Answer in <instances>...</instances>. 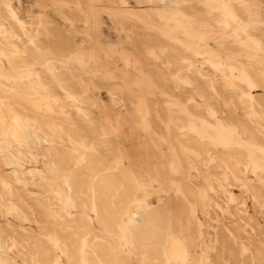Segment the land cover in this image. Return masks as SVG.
Instances as JSON below:
<instances>
[{
  "label": "rangeland",
  "instance_id": "1",
  "mask_svg": "<svg viewBox=\"0 0 264 264\" xmlns=\"http://www.w3.org/2000/svg\"><path fill=\"white\" fill-rule=\"evenodd\" d=\"M5 1L35 30L15 24L0 6V43L5 46L0 45L1 264H53L56 259L71 264L65 257L68 248L85 237L89 264H203V258L209 264H264V0ZM241 71L251 84L242 80ZM91 185L102 207L111 211L117 231H102L101 220L91 215ZM201 186L207 198L200 197ZM67 198L74 200L73 209L66 210ZM143 229H148L147 242L133 244ZM53 239L59 240L58 248ZM103 249L118 262L105 259Z\"/></svg>",
  "mask_w": 264,
  "mask_h": 264
},
{
  "label": "bare ground",
  "instance_id": "2",
  "mask_svg": "<svg viewBox=\"0 0 264 264\" xmlns=\"http://www.w3.org/2000/svg\"><path fill=\"white\" fill-rule=\"evenodd\" d=\"M262 2V1H261ZM4 6L6 9H7V12L9 13V15H10V17L12 18V20H13V22L15 23V24H17L18 26H20V27H27L28 29H30L31 31H34L35 29H34V23H32V22H30V23H27V22H23V21H21L18 17H17V15L15 14V12L11 9V7H10V4L8 3V2H6L5 0H0V6ZM20 27H19V29H20ZM36 28V27H35ZM14 29V28H13ZM25 29V28H24ZM23 29V30H24ZM27 30V29H26ZM39 30V29H38ZM21 31H22V29H21ZM1 32V31H0ZM36 32V31H35ZM38 32V31H37ZM34 33V32H33ZM44 33H45V31H44ZM43 33V34H44ZM38 34H40V33H38ZM4 35V34H3ZM52 35V34H51ZM45 36H47V34H45ZM45 36H43V37H45ZM23 37V36H22ZM25 38V37H24ZM48 38H50V37H47V39ZM3 39V38H2ZM46 39V38H45ZM7 40V39H6ZM53 40H55V39H53ZM46 41V40H45ZM51 41H52V39H51ZM41 44V43H40ZM56 44H58V43H56ZM0 45H1V43H0ZM41 45H43V44H41ZM48 45H50V43L48 44ZM2 46V45H1ZM30 46V45H29ZM188 46V45H187ZM2 47H5V46H2ZM17 47V46H16ZM40 46H38V48H39ZM189 47V46H188ZM50 48V47H49ZM5 49V48H4ZM9 49V48H8ZM14 49V48H13ZM16 49V48H15ZM14 49V50H15ZM33 49V48H32ZM57 49V48H56ZM7 49H5V51H6ZM40 50H41V47H40ZM51 50H53V49H51ZM62 50V49H61ZM17 51V50H16ZM49 51V50H48ZM63 51H65V50H63ZM149 51V50H148ZM162 51V50H161ZM33 52V51H32ZM50 52V51H49ZM72 52V51H71ZM163 52V51H162ZM39 53V52H38ZM69 53V52H68ZM159 53V52H158ZM165 53V52H164ZM187 53V52H186ZM189 53V52H188ZM0 54H2V53H0ZM55 54V53H54ZM56 54H57V52H56ZM55 54V55H56ZM163 54V53H162ZM185 54V53H184ZM184 54H182V56L184 55ZM190 54V53H189ZM34 55V54H33ZM70 55V54H69ZM160 55V54H159ZM168 55H169V53H168ZM168 55H166V56H168ZM62 57V56H61ZM64 57V56H63ZM27 60V59H26ZM178 60H180V59H178ZM168 61V60H167ZM27 62H28V60H27ZM41 62V61H40ZM174 62V61H173ZM179 62V61H178ZM182 62V61H181ZM184 62V61H183ZM31 63V62H30ZM29 63V64H30ZM36 63V62H35ZM55 63V62H54ZM176 63V62H175ZM174 63V64H175ZM52 64V63H51ZM170 64V63H169ZM34 65V64H33ZM45 65V64H44ZM55 65V64H54ZM61 65V64H60ZM64 65V64H63ZM179 65V64H178ZM35 66V65H34ZM50 66V65H49ZM53 66V65H52ZM170 66H171V64H170ZM188 66L190 67V66H192L191 64H189L188 63ZM220 66V65H219ZM31 67H32V65H31ZM54 67V66H53ZM179 68H181V67H179ZM198 68V67H197ZM55 69V68H54ZM175 69V68H174ZM176 70V69H175ZM186 70V69H185ZM190 70V69H189ZM1 71V70H0ZM51 71V70H50ZM172 71V70H171ZM174 71V70H173ZM182 71H184V69H182ZM188 71V70H187ZM191 71H195L194 69H192ZM200 71V70H199ZM179 72V71H178ZM190 72V71H189ZM30 73V72H29ZM221 73V72H220ZM241 73H242V75H241V77H242V80H245L246 81V84H251V81L249 80V78H248V76L244 73V72H242L241 71ZM179 74V73H178ZM186 74H187V72H186ZM176 75V74H175ZM174 75V76H175ZM188 75V74H187ZM195 75V74H194ZM36 76V75H35ZM196 76V75H195ZM199 76V75H198ZM191 77V76H190ZM240 77V76H239ZM30 78V77H29ZM37 78V77H36ZM179 78V77H178ZM178 78L176 77V81L178 82ZM202 78V77H201ZM24 79V78H23ZM31 79H32V77H31ZM175 79V78H174ZM184 79V78H183ZM182 79V80H183ZM194 79V78H193ZM196 79H197V77H196ZM198 79H199V77H198ZM16 80V79H15ZM28 80V79H27ZM241 80V81H242ZM3 81V80H2ZM39 81V80H38ZM175 81V80H174ZM1 82V81H0ZM7 82V81H6ZM5 82V83H6ZM16 82V81H15ZM20 82V81H19ZM24 82H26V81H24ZM185 82V81H184ZM17 83H18V81H17ZM27 83V82H26ZM181 83H182V81H181ZM194 83V82H193ZM19 84H21V82L19 83ZM18 84V85H19ZM31 84H33V83H31ZM6 85H8V84H6ZM10 85H12V84H10ZM37 85V84H36ZM188 85V84H187ZM15 86V85H14ZM13 86V87H14ZM38 86V85H37ZM174 86V85H173ZM185 86V85H184ZM191 86V85H190ZM194 86H196L195 84H194ZM249 86V85H248ZM251 86V85H250ZM11 87V86H10ZM39 87H40V85H39ZM252 87V86H251ZM3 88H5V87H3ZM18 88H20V87H18ZM194 88V87H193ZM253 88V87H252ZM23 89V88H22ZM192 89V88H191ZM254 89V88H253ZM8 90H10V89H8ZM13 90V89H12ZM38 90V89H37ZM81 90V89H80ZM212 90H213V88H212ZM7 91V90H6ZM10 92V91H9ZM21 92H22V90H21ZM23 92H25V91H23ZM65 92V91H64ZM194 92V91H193ZM213 92V91H212ZM66 93V92H65ZM7 94H9L8 92H7ZM11 94H13V93H11ZM15 94V93H14ZM193 94V93H192ZM3 96V95H2ZM48 96V95H47ZM250 96V95H249ZM26 97V96H25ZM68 97V96H67ZM31 98V97H30ZM42 98V97H41ZM65 98V97H64ZM70 97H68V99H69ZM71 98H73L74 99V96L73 97H71ZM42 99H44V98H42ZM51 99V98H50ZM56 99H58V98H56ZM55 99V100H56ZM66 99V98H65ZM121 99H123V98H121ZM246 99V98H245ZM2 100V99H1ZM3 100H5V99H3ZM70 100V99H69ZM247 100V99H246ZM246 100H244V101H246ZM6 101V100H5ZM53 101H54V99H53ZM72 101V100H71ZM79 101V100H78ZM121 101V100H120ZM126 101V100H125ZM124 100H123V102H125ZM2 102H4V101H2ZM19 102V101H18ZM34 102V101H33ZM41 102V101H40ZM48 102V101H47ZM51 102V101H50ZM92 102V101H91ZM254 102V101H253ZM61 103V102H60ZM125 103H127V102H125ZM4 104V103H3ZM49 104V103H48ZM121 104H123V103H121ZM128 104V103H127ZM2 105V104H1ZM15 105V104H14ZM24 105V104H23ZM43 105V104H42ZM70 105V104H69ZM101 105V104H100ZM123 105H125V104H123ZM132 105H133V103H132ZM25 106V105H24ZM27 106V105H26ZM50 106V105H49ZM128 106V105H127ZM253 106V105H252ZM3 107V106H2ZM5 107V106H4ZM9 107V106H8ZM31 107V106H30ZM41 107V106H40ZM44 107H46V106H44ZM66 107V106H65ZM131 107V106H130ZM130 107H126L127 109L128 108H130ZM178 107V106H177ZM36 108V107H35ZM43 108V107H42ZM41 108V109H42ZM47 108V107H46ZM48 108H50V107H48ZM54 108H55V106H54ZM53 108V110H55ZM253 108V107H252ZM7 109V108H6ZM28 109V108H27ZM31 109V108H30ZM43 109H45V108H43ZM42 109V110H43ZM63 109V108H62ZM62 109H60V110H62ZM66 109V108H65ZM103 109H104V107H103ZM5 110V109H4ZM8 110V109H7ZM22 110V109H21ZM29 110V109H28ZM38 110V109H37ZM48 110V109H47ZM60 110H57L58 112L60 111ZM67 110H68V108H67ZM131 110H132V108H131ZM187 110V109H186ZM194 110V109H193ZM23 111V110H22ZM76 111V110H75ZM172 111V110H171ZM26 112V111H25ZM44 112H45V110H44ZM48 112V111H47ZM50 112H52V111H50ZM49 112V113H50ZM57 112V113H58ZM68 112V111H67ZM70 112V111H69ZM185 112V111H184ZM190 112H192V111H190ZM24 113V112H23ZM31 113V112H30ZM30 113H28V116H29V114ZM55 113V112H54ZM61 113H62V111H61ZM172 113H174V112H172ZM34 114V113H33ZM32 114V115H33ZM60 114V113H59ZM63 114V113H62ZM127 114H128V112H127ZM150 114V113H149ZM194 114V113H193ZM196 114V113H195ZM223 114V113H222ZM125 115V114H124ZM224 115V114H223ZM258 115V114H257ZM126 116V115H125ZM129 116V115H128ZM219 116V115H218ZM18 117V116H17ZM32 117V116H31ZM180 117V116H179ZM14 118V117H13ZM19 118V117H18ZM178 118V117H177ZM221 118V117H220ZM176 119V118H175ZM178 119H180V118H178ZM185 119V118H184ZM10 120V119H9ZM38 120V119H37ZM118 120V119H117ZM177 120V119H176ZM186 120V119H185ZM194 120V119H193ZM18 122H19V120H18ZM38 122V121H37ZM36 122V123H37ZM108 122V121H107ZM175 122H177V121H175ZM2 123V122H1ZM121 123V122H120ZM119 123V124H120ZM183 123V122H182ZM205 122H203V124H204ZM211 123V122H210ZM229 123V122H228ZM227 123V124H228ZM174 124V123H173ZM185 124H186V121H185ZM197 124V123H196ZM33 125V124H32ZM31 125V128L33 127ZM37 125H38V123H37ZM59 125V124H58ZM57 125V126H58ZM62 125V124H61ZM109 125V124H108ZM121 125V124H120ZM120 125H119V127H120ZM175 125V124H174ZM198 125V124H197ZM1 126V125H0ZM16 126V125H15ZM100 126V125H99ZM105 126V125H104ZM181 126H182V124H181ZM213 126V125H212ZM8 127V126H7ZM11 127V126H10ZM14 127V126H13ZM55 127V126H54ZM151 127H153V126H151ZM185 127V126H184ZM233 127V126H232ZM29 128V127H28ZM56 129L58 128V127H55ZM67 128V127H66ZM139 128V127H138ZM154 128V127H153ZM176 128V127H175ZM11 130H12V128H10ZM20 129V128H19ZM68 129V128H67ZM63 130H64V127H63ZM149 130V129H148ZM155 130V129H154ZM3 131H7V128H5V130H3ZM29 131V130H28ZM39 131H40V129H39ZM55 131H57V130H55ZM109 131V130H108ZM150 131V130H149ZM245 131V130H244ZM8 132V131H7ZM60 132V131H59ZM104 132V131H103ZM137 132V131H136ZM146 132V131H145ZM5 133V132H4ZM10 133H11V131H10ZM50 133V132H49ZM92 133V132H91ZM143 133V132H142ZM245 133V132H244ZM34 134V133H33ZM44 134H45V132H44ZM112 134V133H111ZM144 134V133H143ZM172 134H174V133H172ZM217 134V133H216ZM220 134V133H219ZM2 135V134H1ZM0 135V136H1ZM7 135H8V133H7ZM10 135V134H9ZM48 135V134H47ZM50 135V134H49ZM104 135V134H103ZM180 135V134H179ZM11 136V135H10ZM14 136V135H13ZM16 136V135H15ZM154 136V135H153ZM211 136V135H210ZM216 136V135H215ZM231 136V135H230ZM245 136H246V134H245ZM6 137V136H5ZM9 137V136H8ZM12 137V136H11ZM43 137H44V135H43ZM63 137V136H62ZM161 137V136H160ZM190 137V136H189ZM10 138V137H9ZM9 138H7V139H9ZM34 138V137H33ZM37 138V137H36ZM40 138V137H39ZM46 138V137H45ZM44 138V139H45ZM231 138V137H230ZM247 138V137H246ZM12 139V138H11ZM28 139V138H27ZM68 139V138H67ZM128 139V138H127ZM155 139V138H154ZM174 139V138H173ZM181 139V138H180ZM186 139V138H185ZM192 139V138H191ZM224 139H226V137L224 138ZM238 139V138H237ZM243 139V138H242ZM47 140H49L48 138H47ZM93 140V139H92ZM166 140V139H165ZM239 140V139H238ZM14 141V140H13ZM12 141V142H13ZM39 141V140H38ZM38 141H37V143H38ZM43 141V140H42ZM153 141V140H152ZM177 141V140H176ZM176 141H174V142H176ZM180 141V140H179ZM231 141H233L232 139H231ZM252 141V140H251ZM44 142V141H43ZM92 142V141H91ZM105 142V141H104ZM215 143H217L216 141H214ZM50 143H52V142H50ZM103 143V142H102ZM161 143H163L164 144V142H161ZM180 143V142H179ZM18 144V143H17ZM93 144V143H92ZM168 144V143H167ZM186 144H187V142H186ZM218 144V143H217ZM224 144H225V142H224ZM255 144H256V142H255ZM16 145V144H15ZM24 145V144H23ZM23 145H21V146H23ZM39 145V144H38ZM38 145H35V146H38ZM52 145V144H51ZM179 145V144H178ZM208 145V144H207ZM3 146V145H2ZM83 146V145H82ZM167 146H169V145H167ZM7 147H8V145H7ZM25 147V146H24ZM26 147H28L27 145H26ZM49 147H50V145H49ZM57 147V146H56ZM55 147V148H56ZM87 147V146H86ZM108 147V146H107ZM179 147H180V145H179ZM201 147V146H200ZM203 147V146H202ZM246 147V146H245ZM145 148H147V147H145ZM39 149V148H38ZM90 149H91V147H90ZM95 149V148H94ZM182 149V150H181ZM227 149V148H226ZM259 149V148H258ZM7 150V149H6ZM9 150V149H8ZM163 150V149H162ZM177 150H179V148L177 147ZM180 150H181V152H184L183 151V147L182 148H180ZM185 150V149H184ZM202 150V149H201ZM204 150V149H203ZM261 150V149H260ZM16 151V150H15ZM48 151V150H47ZM148 151H150V150H148ZM161 151V150H160ZM186 151V150H185ZM221 151V150H220ZM223 151V150H222ZM238 151V150H237ZM12 152V151H11ZM51 152V151H50ZM90 152H92V150L90 151ZM159 152V151H158ZM179 152V151H178ZM187 152V151H186ZM192 152H194V151H192ZM264 152V151H263ZM2 153V152H1ZM15 152H13V154H14ZM40 153V152H39ZM96 153V152H95ZM94 153V154H95ZM120 153V152H119ZM144 153H146V151H144ZM159 153H161V152H159ZM166 153V152H165ZM180 153V152H179ZM197 153V152H196ZM213 153V152H212ZM16 154V153H15ZM19 154V153H18ZM28 154V153H27ZM41 154V153H40ZM87 154V153H86ZM93 154V155H94ZM147 154H150V153H147ZM191 154V153H190ZM203 154V153H202ZM211 154V153H210ZM209 154V155H210ZM17 155V154H16ZM48 155V154H47ZM80 155V154H79ZM89 155V154H88ZM96 155V154H95ZM94 155V156H95ZM152 155V154H151ZM154 155V154H153ZM157 155H159V154H157ZM156 155V156H157ZM162 155H165V154H162ZM181 155V154H180ZM240 155L242 156V154L240 153ZM243 155H244V153H243ZM18 156V155H17ZM86 156V155H85ZM146 156V155H145ZM155 156V155H154ZM155 156V157H156ZM160 156H161V154H160ZM192 156V155H191ZM190 156V157H191ZM198 156V155H197ZM204 156V155H203ZM202 156V157H203ZM206 156V155H205ZM18 157H20V156H18ZM92 157V156H91ZM91 157H89L90 159H91ZM150 157V156H149ZM158 157V156H157ZM166 157H167V155H166ZM194 157H196V156H194ZM33 158V157H32ZM43 158V157H42ZM46 158V157H45ZM85 158V157H84ZM87 158V157H86ZM120 158V157H119ZM153 158V157H152ZM180 158V157H179ZM198 158V157H197ZM208 158V157H207ZM215 159H216V157H214ZM9 159V158H8ZM124 159V158H123ZM158 159H159V157H158ZM186 159V158H185ZM212 159V158H211ZM219 159V158H218ZM20 160V159H19ZM86 160V159H85ZM120 160V159H119ZM149 160H150V158H149ZM153 161H154V159H152ZM160 160V159H159ZM163 160V159H162ZM197 160V159H196ZM195 160V161H196ZM201 160H203V159H201ZM207 160V159H206ZM244 160H246L245 158H244ZM258 160V159H257ZM190 161V160H189ZM199 161V160H198ZM210 161V160H209ZM222 161V160H221ZM230 161V160H229ZM256 161V160H255ZM10 162V161H9ZM28 162V161H27ZM38 162V161H37ZM82 162H83V159H82ZM133 162V161H132ZM183 162H184V160H183ZM206 162V161H205ZM214 162V161H213ZM233 162V161H232ZM239 162V161H238ZM257 162V161H256ZM117 163V162H116ZM128 163V162H127ZM149 163V162H148ZM203 163V162H202ZM207 163H208V160H207ZM11 164V163H10ZM185 164V163H184ZM193 164V163H192ZM191 164V165H192ZM198 164V163H197ZM211 164V163H210ZM221 164V163H220ZM224 164V163H223ZM239 164H241V163H239ZM245 164V163H244ZM83 165L86 167V165L83 163ZM114 165V164H113ZM150 165H152V164H150ZM181 165H182V163H181ZM190 165V164H189ZM194 165V164H193ZM192 165V166H193ZM262 165V164H261ZM117 166V165H116ZM119 166V165H118ZM145 166V165H144ZM204 166V165H203ZM207 166V165H206ZM208 166H210V165H208ZM207 166V167H208ZM220 166V165H219ZM221 166H222V164H221ZM223 166H225V165H223ZM222 166V167H223ZM246 166V165H245ZM100 167V166H99ZM115 167V166H114ZM141 167H142V163H141ZM140 167V168H141ZM157 167H160V166H158L157 165ZM194 167V166H193ZM195 167H197L196 165H195ZM202 167V166H201ZM231 167V166H230ZM234 167V166H233ZM243 167V166H242ZM73 168V167H72ZM80 168H83V167H80ZM122 168V167H121ZM155 168V167H154ZM182 168V167H181ZM190 168H191V166H190ZM190 168H188V169H190ZM205 168V167H204ZM217 168H218V166H217ZM236 168V167H235ZM239 168V167H238ZM78 169V168H77ZM101 169H102V167H101ZM100 169V170H101ZM104 169V168H103ZM118 169V168H117ZM131 169V168H130ZM133 169V168H132ZM138 169V168H137ZM136 169V170H137ZM144 169V168H143ZM159 169H161V168H159ZM174 169H175V167H174ZM186 169V168H185ZM203 169V168H202ZM213 169V168H212ZM212 169H209L210 171L212 170ZM32 170V169H31ZM30 170V171H31ZM34 170V169H33ZM39 170V169H38ZM50 170H52V169H50ZM134 170V169H133ZM140 170H142V169H140ZM162 170V169H161ZM179 170V169H178ZM182 170V169H181ZM197 170V169H196ZM200 170V169H199ZM205 170V169H204ZM221 170V169H220ZM223 170H225L224 169V167H223ZM229 170V169H228ZM243 170V169H242ZM76 171V170H75ZM119 171H121L120 170V167H119ZM118 170H117V172H119ZM127 171V170H126ZM125 171V172H126ZM135 171V170H134ZM133 171V172H134ZM139 171V170H138ZM151 171H153V170H151ZM185 171H187L188 172V170L186 169ZM184 171V172H185ZM245 171V170H244ZM264 171V170H263ZM35 172H37V171H35ZM66 172V171H65ZM68 172V171H67ZM66 172V173H67ZM79 172H81V171H79ZM79 172H78V174H79ZM84 172L85 171H83L82 173L84 174ZM129 172V171H128ZM127 172V173H128ZM171 172H172V170H171ZM180 172V171H179ZM183 172V173H184ZM213 172V171H212ZM215 172V171H214ZM220 172V171H219ZM40 173V172H39ZM114 173V172H113ZM121 173V172H120ZM139 173V172H138ZM142 174H143V171L141 172ZM189 173V172H188ZM211 173V172H210ZM228 173H230V172H228ZM246 173V172H245ZM255 173H257V172H255ZM262 173V172H261ZM16 174V173H15ZM33 174V173H32ZM35 174H37V173H35ZM46 174H47V172H46ZM85 174H87V173H85ZM94 174V173H93ZM93 174H92V176H93ZM122 174V173H121ZM149 174H150V172H149ZM156 174V173H155ZM154 174V175H155ZM194 174V173H193ZM197 174V173H196ZM205 174V173H204ZM215 174H216V172H215ZM242 174H243V172H242ZM254 174V173H253ZM31 175V174H30ZM48 175H50V174H48ZM58 175V174H57ZM60 175V174H59ZM102 175V174H101ZM119 175V174H118ZM117 175V176H118ZM140 175V174H139ZM144 175V174H143ZM142 175V176H143ZM195 175V174H194ZM197 175H199V174H197ZM196 175V176H197ZM245 175V174H244ZM256 175V174H255ZM260 175V174H259ZM28 176V175H27ZM34 176V175H33ZM32 176V177H33ZM37 176V175H36ZM36 176H34V177H36ZM76 176V175H75ZM78 176V175H77ZM80 176V175H79ZM84 176V175H83ZM108 176H109V174H108ZM123 176V175H122ZM141 176V175H140ZM141 176V178L143 179V177ZM145 176V175H144ZM150 176H151V174H150ZM156 176V175H155ZM180 176V175H179ZM189 177H191L190 175H188ZM202 176V175H201ZM221 176H222V174H221ZM230 176V175H229ZM264 176V175H263ZM21 177V180H22V178H23V175L22 176H20ZM59 177V176H58ZM58 177H56L55 176V178H56V181H58L57 180V178ZM68 177V176H67ZM66 177V178H67ZM69 177H71L72 178V176H69ZM68 177V178H69ZM82 177V176H81ZM90 177V176H89ZM111 177V176H110ZM127 177V176H126ZM136 177V176H135ZM138 177V176H137ZM158 177V176H157ZM237 177V176H236ZM46 178V177H45ZM52 178H53V176H52ZM80 178V177H79ZM84 178V177H83ZM83 178H81V179H83ZM102 178V177H101ZM130 178V177H129ZM140 177H138V179H139ZM140 178V179H141ZM146 178V177H145ZM186 178H187V176H186ZM261 178V177H260ZM32 179V178H31ZM35 179V178H34ZM34 179H32V180H34ZM47 179V178H46ZM60 179V178H59ZM65 179V178H64ZM70 179V178H69ZM77 179V178H76ZM115 179H116V176H115ZM120 179V178H119ZM127 179V178H126ZM126 179H125V181H126ZM131 179H132V177H131ZM137 179V178H136ZM153 179H155L154 177H153ZM192 179V178H191ZM200 179H202L201 177H200ZM230 179V178H229ZM240 179V178H239ZM31 180V181H32ZM44 180V179H43ZM73 180V179H72ZM71 180V181H72ZM158 180V179H157ZM156 180V181H157ZM199 180V179H198ZM221 180V179H220ZM255 180V179H254ZM30 181V182H31ZM74 181H75V179H74ZM76 181H78V183H80L79 181L80 180H76ZM75 181V182H76ZM82 181V180H81ZM88 181V180H87ZM97 181V180H96ZM116 181H117V179H116ZM120 181V180H119ZM123 181V180H122ZM128 181V180H127ZM143 181V180H142ZM154 181V180H153ZM237 181V180H236ZM241 181V180H240ZM22 182V181H21ZM25 182V181H24ZM23 182V183H24ZM45 182V181H44ZM46 182H48V180L46 181ZM73 182V181H72ZM94 182V181H93ZM110 182V181H109ZM111 182H113V179H112V181ZM118 182V181H117ZM121 182V181H120ZM120 182H118V183H120ZM124 182V181H123ZM137 182V181H136ZM139 182V181H138ZM146 182V181H145ZM155 182V181H154ZM153 182V183H154ZM184 182H186V181H184ZM192 182V181H191ZM202 182V181H201ZM206 182H207V180H206ZM212 182H214V181H212ZM233 182H234V180H233ZM22 183V184H23ZM41 183H42V180H41ZM49 183V182H48ZM65 183V182H64ZM97 183V182H96ZM116 183V182H115ZM157 183V182H156ZM187 183V182H186ZM205 183V182H204ZM208 183H209V181H208ZM224 183V182H223ZM247 183H249V182H247ZM251 183H253V182H251ZM2 184H3V182H2ZM4 184H5V182H4ZM25 184V183H24ZM43 184H45V183H43ZM47 184V183H46ZM66 185H67V183H65ZM76 184V183H75ZM93 184V183H92ZM110 184V183H109ZM112 184V183H111ZM110 184V185H111ZM122 184V183H121ZM141 184V183H140ZM159 184V183H158ZM183 184H185V183H183ZM191 184V183H190ZM7 185H9V184H7ZM42 185V184H41ZM51 185H53V183H50V186ZM78 185V184H77ZM83 185V184H82ZM101 185V184H100ZM109 185V186H110ZM115 185V184H114ZM163 185V184H162ZM188 187H189V185L188 184H186ZM192 185V184H191ZM202 185V184H201ZM241 185V184H240ZM27 186V185H26ZM34 186V185H33ZM32 186V187H33ZM38 186H40V185H38ZM44 186V185H43ZM64 186V185H63ZM70 186V185H69ZM68 186V187H69ZM74 186H76V185H74ZM79 186H80V184H79ZM85 186V185H84ZM96 186V185H95ZM94 185H91V192H92V194H91V197L88 199L89 200V207H90V213H91V215L97 220V223H99L98 222V219H100L101 221H100V223H99V225L101 226V230L103 231H107V232H110L111 230H113V229H115L116 227H117V225H116V223L112 220V219H114V218H112L111 216H110V212H109V210H108V208L106 207V206H103L102 207V199H100L101 201H99L98 199H97V193H96V191H95V188H97L98 187V184H97V186L95 187ZM108 186V187H109ZM118 186V185H117ZM121 186V185H120ZM127 186H128V184H127ZM184 186V185H183ZM200 186V185H199ZM218 186L220 187V185L218 184ZM217 186V187H218ZM42 187V186H41ZM40 187V188H41ZM53 187V186H52ZM54 187H55V185H54ZM66 187V186H65ZM95 187V188H94ZM107 187V188H108ZM111 187H113V186H111ZM115 187V186H114ZM124 187H125V185H124ZM130 187V186H129ZM131 187H133V185L131 186ZM204 188V186H201V187H199L198 189L200 190V192H199V194H200V197L201 198H207V195H210V194H207L208 192L207 191H205L206 189V187ZM82 188V187H81ZM81 188H78V189H81ZM117 188V187H116ZM116 188H114V189H116ZM120 188V187H119ZM162 188V187H161ZM182 188V187H181ZM190 189H191V187H189ZM200 188H202V189H200ZM207 188H209V184H208V187ZM227 188V187H226ZM10 189V188H9ZM17 189V188H16ZM68 189V188H67ZM73 189H75V188H73ZM83 190H84V188H82ZM125 189V188H124ZM127 189V188H126ZM125 189V190H126ZM130 189V188H129ZM134 189V188H133ZM195 189V188H194ZM214 189H216V188H214ZM219 189V188H218ZM223 189V188H222ZM221 189V190H222ZM4 190V189H3ZM6 190V189H5ZM15 190V189H14ZM24 190V189H23ZM22 190V191H23ZM56 190V189H55ZM97 190H99V189H97ZM128 190V189H127ZM182 190H184V189H182ZM197 190V189H196ZM209 190V189H208ZM225 190V189H224ZM238 190V189H237ZM10 191H11V189H10ZM13 191V190H12ZM70 191V190H69ZM105 191V190H104ZM109 191H110V189H109ZM109 191H108V193H109ZM113 191V190H112ZM117 191H120V189L119 190H117ZM122 191H123V189H122ZM136 191V190H135ZM185 191V190H184ZM183 191V192H184ZM195 191V190H194ZM194 191H192L191 192V194L194 192ZM212 191V190H211ZM218 191V190H217ZM227 191V190H226ZM243 191V190H242ZM241 191V192H242ZM66 192V191H65ZM72 192V191H71ZM74 192V191H73ZM78 192V191H77ZM77 192L75 193V194H77ZM87 192V191H86ZM106 192V191H105ZM104 192V193H105ZM111 192V191H110ZM113 192H115V191H113ZM189 192V191H188ZM213 192V191H212ZM221 192H223V191H221ZM240 192V191H239ZM244 192V191H243ZM242 192V193H243ZM9 193V192H8ZM13 193H14V191H13ZM90 193V192H89ZM108 193H106V194H108ZM125 193V192H124ZM129 193H130V191H129ZM185 193V192H184ZM195 193V192H194ZM211 193V192H210ZM216 193V192H215ZM219 193V192H218ZM17 194V193H16ZM73 194V193H72ZM80 194V193H79ZM78 194V195H79ZM98 194H100V193H98ZM111 194V193H110ZM114 194V193H113ZM127 194V193H126ZM213 194V193H212ZM220 194V193H219ZM54 195V194H53ZM60 195V194H59ZM102 195V194H101ZM129 195V194H128ZM194 195V194H193ZM196 195V194H195ZM218 195V194H217ZM216 195V196H217ZM90 196V195H89ZM103 196H105V195H103ZM107 196H109V194L107 195ZM115 196V195H114ZM117 197H118V195H116ZM120 196V195H119ZM127 196V195H126ZM184 196V195H183ZM188 196V195H187ZM214 197H215V194L213 195ZM219 196V195H218ZM221 196V195H220ZM219 196V197H220ZM225 196V195H224ZM19 197V196H18ZM69 197V196H68ZM73 197V196H72ZM75 197H77V196H75ZM80 197V196H79ZM82 197V196H81ZM80 197V198H81ZM99 197H101V196H99ZM121 197V196H120ZM193 197V196H192ZM197 197H198V195H197ZM197 197H196V199H197ZM222 197V196H221ZM229 197V196H228ZM227 197V198H228ZM235 197H236V195H235ZM238 197V196H237ZM253 197V196H252ZM56 198H58V197H56ZM107 198V197H106ZM109 198V197H108ZM125 198V197H124ZM123 198V199H124ZM184 198V197H183ZM199 198V197H198ZM216 198V197H215ZM218 198V197H217ZM217 198L215 199V200H217ZM226 198V197H225ZM241 198V197H240ZM75 199V198H74ZM115 199V198H114ZM121 199V198H120ZM189 199H190V196H189ZM192 199V198H191ZM195 199V200H196ZM212 199V198H211ZM254 199V198H253ZM76 200H78V199H76ZM106 200V199H105ZM110 200H112V199H110ZM118 200V199H117ZM127 200H129V199H126L125 198V201H127ZM179 200V199H178ZM181 200V199H180ZM194 200V199H193ZM197 200H199V199H197ZM208 200V199H207ZM242 200V199H241ZM27 201V200H26ZM74 201V200H73ZM73 201H72V199L71 198H67V200H66V202H65V208H66V210H68V209H73V207H74V203H73ZM83 201H84V199H83ZM86 201V200H85ZM131 201V200H130ZM160 201V200H159ZM163 201V200H162ZM201 201H204V200H202L201 199ZM226 201V200H225ZM112 202H114V201H112ZM111 202V203H112ZM116 202V201H115ZM128 202V201H127ZM184 202V201H183ZM193 202V201H192ZM198 202V201H197ZM208 202H212V201H208ZM213 202H215V201H213ZM59 203V202H58ZM57 203V204H58ZM78 203H79V201H78ZM109 203V202H108ZM117 203H118V201H117ZM126 203V202H125ZM195 203V202H194ZM201 203V202H200ZM204 203V202H203ZM216 203V202H215ZM227 203V202H226ZM238 203V202H237ZM236 203V204H237ZM104 204V203H103ZM139 204V203H138ZM185 204H187L186 202H185ZM198 204H199V202H198ZM209 204V203H208ZM219 204V203H218ZM224 204H225V202H224ZM80 205V204H79ZM84 205H86V204H84ZM106 205V204H105ZM107 205H109V204H107ZM117 205H119V204H117ZM197 205V204H196ZM211 205H212V203H211ZM232 205V204H231ZM34 206V205H33ZM63 206V205H62ZM78 206V205H77ZM114 206V205H113ZM120 206V205H119ZM125 206V205H124ZM126 206H127V204H126ZM188 206V205H187ZM200 206V205H199ZM207 206H209V205H207ZM213 206V205H212ZM216 206V205H215ZM214 206V207H215ZM218 206V205H217ZM223 206V205H222ZM230 206V205H229ZM236 206V205H235ZM112 207V206H111ZM117 207V206H116ZM142 207V206H141ZM149 207V206H148ZM195 206L193 205V208H194ZM213 207V208H214ZM241 207V206H240ZM120 208H122V207H120ZM137 208H139V207H137ZM143 208V207H142ZM161 208H164V207H161ZM216 208V207H215ZM51 209V208H50ZM84 209V208H83ZM112 209H113V207H112ZM116 209H118V207L116 208ZM115 209V210H116ZM126 209V208H125ZM136 209V208H135ZM147 209V208H146ZM199 209H201L200 207H199ZM232 209V208H231ZM238 209V208H237ZM241 209V208H240ZM10 210V209H9ZM114 210V209H113ZM165 210H166V208H165ZM164 210V211H165ZM216 210H217V208H216ZM222 210V209H221ZM224 210V209H223ZM53 211H56V210H53ZM52 211V212H53ZM60 211V210H59ZM62 211V210H61ZM85 211V210H84ZM117 211V210H116ZM124 211V210H123ZM225 211H227V210H225ZM241 211H244L243 209L241 210ZM70 212V211H69ZM79 212V211H78ZM122 212V211H121ZM132 212V211H131ZM152 212V211H151ZM160 212V211H159ZM203 212V211H202ZM201 212V213H202ZM221 212H223V211H221ZM50 213V212H49ZM59 213V212H58ZM62 213V212H61ZM64 213H65V211H64ZM76 213H77V211H76ZM119 213V212H118ZM126 212H124V214H125ZM220 213V212H219ZM232 213V212H231ZM239 212H237L236 214H238ZM52 214V213H51ZM89 214V213H88ZM120 214V213H119ZM123 214V213H122ZM164 214V213H163ZM190 214V213H189ZM225 214V213H224ZM53 215H56L55 213L53 214ZM70 215V214H69ZM85 215V214H84ZM112 215V214H111ZM127 215V214H126ZM125 215V216H126ZM131 215H133V214H131ZM146 215V214H145ZM169 215V214H168ZM193 215H195V214H193ZM192 215V216H193ZM200 215H202V214H200ZM219 215V214H218ZM223 215V214H222ZM233 215V214H232ZM50 216V215H49ZM67 216V215H66ZM65 216V217H66ZM71 216H73V215H71ZM116 216V215H115ZM120 216V215H119ZM140 216V215H139ZM152 216H153V214H152ZM225 216V215H224ZM226 216H228L227 214H226ZM226 216H225V218H226ZM229 216H231V215H229ZM47 217V216H46ZM54 217H56V216H54ZM69 217V216H68ZM80 217V216H79ZM84 217V216H83ZM85 217H87V216H85ZM121 217V216H120ZM209 217H210V215H209ZM220 217V216H219ZM241 217V216H240ZM243 217H244V215H243ZM53 218V217H52ZM74 218L76 219V217L74 216ZM136 218V217H135ZM142 218V217H141ZM154 218V217H153ZM204 218V217H203ZM231 218V217H230ZM242 218V217H241ZM72 219H73V217H72ZM116 219V218H115ZM148 219V218H147ZM155 219V218H154ZM161 219V218H160ZM167 219V218H166ZM172 219V218H171ZM188 219H190V218H188ZM187 219V220H188ZM209 219V218H208ZM227 219H228V217H227ZM248 219V218H247ZM54 220H55V218H54ZM60 220V219H59ZM61 220H62V218H61ZM81 220V219H80ZM86 220H89L88 219V217L86 218ZM85 220V221H86ZM96 220H94L95 222H96ZM117 220V219H116ZM115 220V221H116ZM134 220V219H133ZM137 220V219H136ZM149 220V219H148ZM225 220V219H224ZM229 220V219H228ZM227 220V221H228ZM92 221V217H90V221H89V223ZM118 221V220H117ZM132 220L131 219H129V221L127 222V223H129L130 224V222H131ZM145 221V220H144ZM143 221V222H144ZM157 221V220H156ZM168 221H170V218H169V220ZM185 221V220H184ZM190 221V220H189ZM242 221V220H241ZM246 221V220H245ZM78 222V221H77ZM83 222V221H82ZM120 222V221H119ZM133 222V221H132ZM131 222V223H132ZM153 222V221H152ZM158 222V221H157ZM160 222V221H159ZM161 222H162V220H161ZM164 222V221H163ZM172 222V221H171ZM181 222V221H180ZM191 222V221H190ZM199 222V221H198ZM197 222V223H198ZM230 222V221H229ZM243 222V221H242ZM75 223V222H74ZM118 223V222H117ZM137 223V222H136ZM145 223V222H144ZM191 223H193V221L191 222ZM207 223H208V221H207ZM249 223V222H248ZM143 223H141V225H142ZM161 224V223H160ZM228 224V223H227ZM53 225V224H52ZM71 225V224H70ZM91 225V224H90ZM119 225V224H118ZM132 225V224H131ZM140 225V224H139ZM144 225V224H143ZM145 225H146V223H145ZM153 225V224H152ZM151 225V226H152ZM154 225H155V221H154ZM174 225V224H173ZM193 225H194V223H193ZM233 225V224H232ZM237 225V224H236ZM98 226V225H97ZM100 226H99V228H100ZM155 226H157V225H155ZM168 226V225H167ZM166 226V227H167ZM189 226V225H188ZM217 226V225H216ZM248 226V225H247ZM246 226V227H247ZM92 227H93V224H92ZM126 227V226H125ZM130 227V226H129ZM134 227V226H133ZM161 227L163 228V226H162V224H161ZM175 227V226H174ZM173 227V228H174ZM179 227V226H178ZM190 227V226H189ZM196 227V226H195ZM199 227H200V225H199ZM128 228V227H127ZM151 229H152V227H150ZM154 228V227H153ZM156 228V227H155ZM168 228V227H167ZM177 228V227H176ZM185 227L183 226V228L182 229H184ZM217 228V227H216ZM222 228H223V226H222ZM237 228V227H236ZM67 229V228H66ZM78 229V228H77ZM80 229H82V228H80ZM134 229V228H133ZM132 229V230H133ZM141 229V228H140ZM186 229V228H185ZM184 229V230H185ZM201 229V228H200ZM210 229H212V228H210ZM229 229V228H228ZM233 229H234V227H233ZM239 229V228H238ZM247 229V228H246ZM60 230H62V229H60ZM71 230V229H70ZM69 230V231H70ZM116 230V229H115ZM123 230V229H122ZM126 230V229H125ZM125 230H123V231H125ZM144 230V229H143ZM146 230H148V229H146ZM146 230H144L143 232H142V230H141V234H139V235H136V237H133L134 239H133V241H134V243L133 244H136L137 242H147V235H148V232H146ZM156 230V229H155ZM158 230V229H157ZM156 230V231H157ZM171 230H173L172 228H171ZM176 230V229H175ZM218 230V229H217ZM244 230V229H243ZM84 231V230H83ZM117 231V230H116ZM129 231V230H128ZM134 231V230H133ZM138 231V230H137ZM203 231H205L204 229H203ZM202 231V232H203ZM239 231V230H238ZM254 231V230H253ZM51 232H53V231H51ZM71 232V231H70ZM89 232V231H88ZM98 232V231H97ZM97 232H94L95 234L97 233ZM114 232V231H113ZM172 232V231H171ZM205 232H207V231H205ZM213 232H214V230H213ZM219 232V231H218ZM231 232H232V230H231ZM235 232H237V230L236 231H234V233ZM241 232V231H240ZM249 232V231H248ZM68 233V232H67ZM84 233V232H83ZM117 233V232H116ZM126 233H128V232H126ZM133 233V232H132ZM149 233H150V231H149ZM238 233V232H237ZM253 233V232H252ZM51 234H53V233H51ZM82 234V233H81ZM80 234V235H81ZM93 234V233H92ZM130 234V233H129ZM171 234H173V233H171ZM244 234H245V232H244ZM251 234V233H250ZM47 235V234H46ZM150 235V234H149ZM152 235V234H151ZM150 235V236H151ZM155 235V234H154ZM175 235V234H174ZM180 235V234H179ZM213 235H214V233H213ZM234 235V234H233ZM73 236V235H72ZM86 236H88V235H86ZM97 236V235H96ZM200 236H201V234H200ZM215 236V235H214ZM258 236H260V235H258ZM51 237V236H50ZM75 237V236H74ZM116 237V236H115ZM132 237V236H131ZM130 237V238H131ZM173 237V236H172ZM180 237V236H179ZM205 236H203V238H204ZM216 237V236H215ZM235 237V236H234ZM52 238H53V236H52ZM70 238V237H69ZM68 238V239H69ZM91 238V237H90ZM89 238V239H90ZM122 238V237H121ZM148 238H149V236H148ZM157 238V237H156ZM184 238V237H183ZM187 238L189 239V236H187ZM190 238H192V237H190ZM207 238V237H206ZM236 238V237H235ZM50 239V238H49ZM71 239H73V238H71ZM94 239H97V238H94ZM114 239H116V238H114ZM161 239V238H160ZM172 239V238H171ZM182 239V238H181ZM187 239V240H188ZM193 239V238H192ZM195 239V238H194ZM199 239V238H198ZM244 239V238H243ZM54 240V245H55V247H59V240H57V239H53ZM75 240V239H74ZM74 240H73V242H74ZM108 241H110L109 240V237H108V239H107ZM111 240H113V238L111 239ZM128 240V239H127ZM130 240H132V238L130 239ZM157 240V239H156ZM209 240V239H208ZM246 240V239H245ZM15 241V240H14ZM34 241V240H33ZM107 241V242H108ZM124 241V240H123ZM129 241V240H128ZM133 241H130V242H133ZM153 241V240H152ZM169 241V240H168ZM203 242H204V240H202ZM249 241V240H248ZM247 241V242H248ZM251 241V240H250ZM13 242V241H12ZM172 242V241H171ZM189 242V241H188ZM191 242V241H190ZM96 243V242H95ZM110 243V242H109ZM155 243V242H154ZM159 243V242H158ZM161 243V242H160ZM184 243V242H183ZM237 243H239V241L237 242ZM242 243H244V242H242ZM246 243V242H245ZM244 243V244H245ZM17 244V243H16ZM34 244V243H33ZM63 244H64V242H63ZM88 244H89V241H88V239L85 237V238H82V240L80 241V243H75V244H73L72 246H70V248H68V250H67V254H68V256L66 255L65 257H66V259H67V262L69 261V263H71V264H89V254H88ZM91 244V243H90ZM113 244H114V242H113ZM129 244V243H128ZM145 244V243H144ZM169 244V243H168ZM187 244V243H186ZM27 245V244H26ZM141 245V244H140ZM161 245V244H160ZM192 245H194L193 243H192ZM196 245V244H195ZM218 245V244H217ZM220 245V244H219ZM240 245V244H239ZM250 245V244H249ZM255 245V244H254ZM90 246V245H89ZM113 246V245H112ZM138 246V245H137ZM203 246V245H202ZM216 245H214V247H215ZM253 246V245H252ZM261 246H262V244H261ZM34 247V246H33ZM60 247H62V246H60ZM101 247V246H100ZM111 247V246H110ZM117 247V246H116ZM132 247V246H131ZM143 247V246H142ZM148 247V246H147ZM195 248L197 247V246H194ZM219 247V246H218ZM114 248H115V246H114ZM242 248H245V247H242ZM248 248H250V247H248V245H247V249ZM3 249V248H2ZM63 249V248H62ZM94 249V248H93ZM98 249V248H97ZM101 249V248H100ZM111 249H113V248H111ZM122 249V248H121ZM120 249V250H121ZM145 249V248H144ZM188 249V248H187ZM204 249V248H203ZM260 249V248H259ZM4 250V249H3ZM36 250V249H35ZM52 250V249H51ZM104 250V249H103ZM115 250V249H114ZM119 249H117V251H118ZM140 250V249H139ZM139 250H138V252H139ZM143 250V249H142ZM168 250H169V248H168ZM214 250V249H213ZM217 250H218V248H217ZM243 250V249H242ZM249 250V249H248ZM253 250V249H252ZM255 250V249H254ZM21 251V250H20ZM94 251V250H93ZM117 251H116V253H117ZM122 251V250H121ZM128 251V250H127ZM167 251V250H166ZM204 251V250H203ZM205 251H207V250H205ZM215 251V250H214ZM246 251V250H245ZM3 252V251H2ZM24 252V251H23ZM131 252V251H130ZM210 252H211V250H210ZM243 252V251H242ZM90 253V252H89ZM92 253V252H91ZM194 253V252H193ZM241 253V252H240ZM250 253V252H249ZM248 253V254H249ZM252 253V252H251ZM45 254V253H44ZM55 254H56V252H55ZM102 256L105 258V259H107L108 261H111V262H115L116 263V261H117V259L115 258V256H114V254H113V252L111 251V250H109V249H107V250H104L102 253ZM129 254V253H128ZM159 254V253H158ZM213 254H215V253H213ZM217 254V253H216ZM242 255H243V253H241ZM259 254H261V252L259 253ZM118 255H121V254H119L118 253ZM133 255V254H132ZM202 255V254H201ZM234 255V254H233ZM252 255H253V253H252ZM263 255V254H262ZM30 256V255H29ZM96 259H97V261L98 262H101V259L99 258L100 256H98L97 255V253H94V255H93ZM167 256V255H166ZM196 256V255H195ZM251 256V255H250ZM253 256H255V255H253ZM23 257V256H22ZM42 257V256H41ZM143 257V256H142ZM192 257H194V256H192ZM205 257V256H204ZM258 257V256H257ZM256 257V258H257ZM44 258V257H43ZM136 258V257H135ZM150 258V257H149ZM201 258V257H200ZM203 258V257H202ZM218 258V257H217ZM238 258H239V256H238ZM251 258V257H250ZM252 258H255V257H252ZM36 259V258H35ZM167 259V258H166ZM195 259V258H194ZM220 259V258H219ZM45 260V259H44ZM124 260V259H123ZM122 260V261H123ZM192 260V259H191ZM197 260V259H196ZM204 260V261H203ZM203 264H209V259L208 258H203ZM239 260H240V258H239ZM262 260V259H261ZM260 260V261H261ZM12 261V260H11ZM59 259H56V260H54L53 261V264H59ZM135 261V260H134ZM176 261V260H175ZM174 261V262H175ZM195 261V260H194ZM193 261V262H194ZM198 261V260H197ZM259 261V260H258ZM259 261V262H260ZM35 262V261H34ZM41 262V261H40ZM45 262V261H44ZM118 262V261H117ZM159 262V261H158ZM165 262V261H164ZM222 262V261H221ZM244 262V261H243ZM255 262H257L256 260H255ZM42 263V262H41ZM41 263H39V264H41ZM50 263V262H49ZM48 263V264H49ZM108 263V262H107ZM161 263V262H160ZM237 263V262H236ZM248 263V262H247ZM254 263V262H253ZM0 264H1V261H0ZM32 264H33V261H32ZM38 264V263H37ZM61 264V263H60ZM97 264H99V263H97ZM119 264V263H118ZM125 264H128V263H125ZM164 264H167V262H165ZM179 264V263H178ZM191 264H193V263H191ZM217 264H219V263H217ZM224 264V263H223ZM245 264V263H244ZM254 264H256V263H254ZM259 264V263H258ZM260 264H261V262H260Z\"/></svg>",
  "mask_w": 264,
  "mask_h": 264
}]
</instances>
